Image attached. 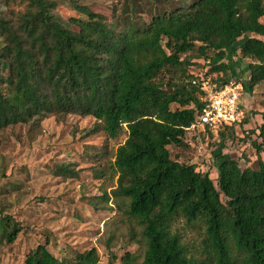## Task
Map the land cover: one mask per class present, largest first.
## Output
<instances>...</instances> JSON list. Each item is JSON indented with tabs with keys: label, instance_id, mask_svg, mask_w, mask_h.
<instances>
[{
	"label": "trees",
	"instance_id": "trees-1",
	"mask_svg": "<svg viewBox=\"0 0 264 264\" xmlns=\"http://www.w3.org/2000/svg\"><path fill=\"white\" fill-rule=\"evenodd\" d=\"M187 1L142 29L77 5L85 20L73 31L52 14L53 0H8L12 15L0 17V130L72 115L94 118L110 138L126 127L112 195L128 202L126 213L143 227L147 250L139 264H264V161L258 170H242L236 160L216 158L215 185L208 173L174 161L169 150L185 146L201 113L202 90L193 81L241 82L229 64L239 40L241 60L251 61L241 69L248 73L244 91L264 83V0ZM194 59L208 63L203 76L187 72ZM170 70L180 71L186 84L162 80ZM235 128L206 132L219 138L221 149ZM258 137L263 144L254 146L262 154L264 123ZM58 171L73 174L67 167ZM178 220L203 234L195 255L174 231ZM20 231L10 218L0 222L8 243ZM98 259L96 249L71 260L39 245L25 264ZM124 260L135 264L130 254Z\"/></svg>",
	"mask_w": 264,
	"mask_h": 264
},
{
	"label": "rangeland",
	"instance_id": "rangeland-1",
	"mask_svg": "<svg viewBox=\"0 0 264 264\" xmlns=\"http://www.w3.org/2000/svg\"><path fill=\"white\" fill-rule=\"evenodd\" d=\"M52 14L67 28L77 31L85 17L75 6H86L112 23L147 27L158 14L170 12L189 3L187 0H53ZM8 0H0V17L12 15ZM264 23V18L262 19ZM241 39L230 52L229 64L234 78H246L241 60ZM187 56H182L185 59ZM241 60V62H240ZM188 73L203 76L208 63L194 59ZM162 80L186 84L180 71L165 72ZM234 81V80H233ZM242 106L245 120L236 126L221 149L219 138L211 137L201 127L189 129L185 146H171V158L197 171L208 173L217 185L216 158L233 159L242 170H258L264 153L254 144H263L259 128L264 123V83L250 93L244 91ZM178 106H173V110ZM128 139L127 128L110 138L102 124L92 117H48L36 124L11 126L0 130V222L10 218L20 228L14 243L0 236V264H25L27 255L39 245H47L59 259L73 260L78 253L96 249L97 264H126L127 254L135 264L144 260L147 246L143 227L126 213L127 201L115 199L118 187L113 169L118 149ZM264 148V145H262ZM67 167L72 173H60ZM174 231L182 237L191 254L200 248L202 232L175 223Z\"/></svg>",
	"mask_w": 264,
	"mask_h": 264
},
{
	"label": "built area",
	"instance_id": "built-area-1",
	"mask_svg": "<svg viewBox=\"0 0 264 264\" xmlns=\"http://www.w3.org/2000/svg\"><path fill=\"white\" fill-rule=\"evenodd\" d=\"M193 85H198L202 90V110L192 128L201 127L204 131L217 134L220 130L237 126L245 120L242 82L232 80L216 86L207 79L193 81Z\"/></svg>",
	"mask_w": 264,
	"mask_h": 264
}]
</instances>
